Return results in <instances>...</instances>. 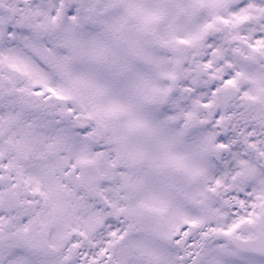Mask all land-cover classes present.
Here are the masks:
<instances>
[{
	"label": "snow or ice",
	"instance_id": "obj_1",
	"mask_svg": "<svg viewBox=\"0 0 264 264\" xmlns=\"http://www.w3.org/2000/svg\"><path fill=\"white\" fill-rule=\"evenodd\" d=\"M0 264H264V0H0Z\"/></svg>",
	"mask_w": 264,
	"mask_h": 264
}]
</instances>
